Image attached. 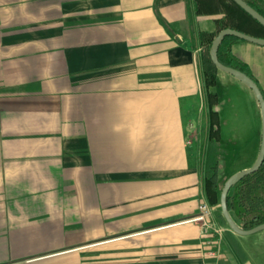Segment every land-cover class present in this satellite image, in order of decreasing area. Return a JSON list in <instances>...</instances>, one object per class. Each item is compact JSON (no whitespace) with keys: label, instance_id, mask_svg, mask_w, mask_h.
Returning a JSON list of instances; mask_svg holds the SVG:
<instances>
[{"label":"crops","instance_id":"0c3cea01","mask_svg":"<svg viewBox=\"0 0 264 264\" xmlns=\"http://www.w3.org/2000/svg\"><path fill=\"white\" fill-rule=\"evenodd\" d=\"M214 29L195 0H0V264H263L204 190L220 81L261 130L247 85L206 83ZM231 50L264 95V45Z\"/></svg>","mask_w":264,"mask_h":264},{"label":"trees","instance_id":"16d2710c","mask_svg":"<svg viewBox=\"0 0 264 264\" xmlns=\"http://www.w3.org/2000/svg\"><path fill=\"white\" fill-rule=\"evenodd\" d=\"M195 1L197 10L199 12L212 14L215 22V29L212 32H203L202 34L205 80L208 85H212L215 82V71L217 67L210 59L209 47L217 31L224 27H231L254 36L264 37V25L253 18L233 0ZM245 1L259 13L264 15V0ZM237 40L243 39L234 35H225L220 41L217 49L218 59L224 64L246 72L255 80L248 71L245 62L232 53L231 45ZM213 97L215 99L216 95L214 94ZM210 133V137L213 139L219 137V119L216 110L211 111ZM217 184V162L214 160L211 164L208 161L207 173L204 180V190L210 203L217 204L218 202ZM226 203L232 218L239 226L249 228L264 222V158L255 171L244 175L229 187ZM219 216L222 221L226 223L220 210Z\"/></svg>","mask_w":264,"mask_h":264},{"label":"rangeland","instance_id":"374dc122","mask_svg":"<svg viewBox=\"0 0 264 264\" xmlns=\"http://www.w3.org/2000/svg\"><path fill=\"white\" fill-rule=\"evenodd\" d=\"M218 70L228 74L222 69ZM235 82L239 84L238 81ZM217 91L218 99L214 108L217 110L220 124L219 137L208 144V161L211 164L214 160L217 162L219 206L220 189L225 179L233 172L253 163L259 147L260 130L257 128L259 114L252 120L246 97L237 85L220 81ZM258 113H260L259 107Z\"/></svg>","mask_w":264,"mask_h":264},{"label":"water","instance_id":"95a60500","mask_svg":"<svg viewBox=\"0 0 264 264\" xmlns=\"http://www.w3.org/2000/svg\"><path fill=\"white\" fill-rule=\"evenodd\" d=\"M233 1L236 2L240 7H242L247 13H249L258 22L264 25V15L259 13L245 0H233ZM225 35H234L243 40L250 41L256 44H260V45H264V37L254 36V35L248 34L246 32H243L235 28L224 27L218 30L217 33L213 36L211 43H210V47H209V56L213 64L217 68L228 72L229 74L234 76L236 79L240 80L245 85H247L252 90L253 94L255 95L259 108H260L261 130H260V142H259V148H258L257 155L253 163L250 166L244 167L242 169H239L233 172L225 179V181L223 182L221 186L220 195H219L220 212L223 215L230 229L238 234H249L257 230L263 229L264 222H261L249 228H243L239 226L235 222V220L232 218L228 210L227 203H226V196H227L229 187L233 183H235L237 180H239L244 175L252 171H255L263 161V158H264V95L258 83L250 75H248L246 72L236 67L224 64L218 59L217 49H218L220 41L223 39Z\"/></svg>","mask_w":264,"mask_h":264},{"label":"built area","instance_id":"2783aa9c","mask_svg":"<svg viewBox=\"0 0 264 264\" xmlns=\"http://www.w3.org/2000/svg\"><path fill=\"white\" fill-rule=\"evenodd\" d=\"M199 211L196 213L192 219L198 221L201 226H202V233L206 236L205 242L207 245H213L214 249H210L211 253L218 254L219 252V245H220V232H221V227L214 225L213 222L211 221V216H212V210L213 206L210 205L207 201L201 202L199 204Z\"/></svg>","mask_w":264,"mask_h":264}]
</instances>
